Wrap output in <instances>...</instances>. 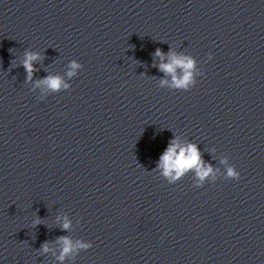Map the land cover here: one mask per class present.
<instances>
[{"label": "clouds", "instance_id": "9594fccd", "mask_svg": "<svg viewBox=\"0 0 264 264\" xmlns=\"http://www.w3.org/2000/svg\"><path fill=\"white\" fill-rule=\"evenodd\" d=\"M155 55L161 57L163 60L164 53L160 49H157ZM39 59V54L26 53V57L23 61V67L27 72V79L31 80L32 74L35 71L33 61ZM209 59H211V54H209ZM195 61L191 57L172 54L170 56V62L160 63L158 65L159 69L166 74L171 75L172 83L171 86L178 88L184 91L189 90V88L196 85L194 79V70ZM73 71L68 73L69 76L74 74V71L77 68H80L81 65L73 61L70 65ZM182 71V75H177V70ZM39 83L47 85L48 88L52 90H60L62 87L67 88L68 85L64 84L62 78L60 77H45ZM168 83L166 80H162L161 84ZM158 167L163 170V174L166 177H169L170 180H176L182 177L189 170H196V174L201 181L205 180L210 174H212L213 169L211 166H205L201 159V154L198 147L194 144H188L185 147H181L175 139L169 142L167 149L160 157V162ZM227 175L229 178L238 180L240 178V173L233 167L227 169ZM38 222V221H37ZM64 230L69 229L70 222L65 219V222L62 225ZM58 243L62 244L61 255L58 257L59 260L63 261L67 255H70L74 250L78 249H89L93 245L91 243L78 242L76 245L73 244L72 240L63 236L58 238ZM43 251L47 253L49 251L48 244L45 243L43 246Z\"/></svg>", "mask_w": 264, "mask_h": 264}]
</instances>
